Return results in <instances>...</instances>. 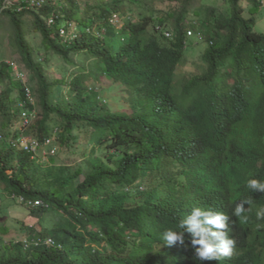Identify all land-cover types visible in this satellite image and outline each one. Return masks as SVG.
I'll return each instance as SVG.
<instances>
[{
    "label": "trees",
    "instance_id": "16d2710c",
    "mask_svg": "<svg viewBox=\"0 0 264 264\" xmlns=\"http://www.w3.org/2000/svg\"><path fill=\"white\" fill-rule=\"evenodd\" d=\"M64 1L0 0V39L9 34L31 79L18 80L0 53V217L18 213L0 221V264H176L184 245L166 246L163 232L193 207L226 210L219 198L236 179L219 181L199 163L210 112L177 127L159 114L189 88L221 104L227 94L246 100L254 113L262 90L252 80L264 82V0ZM32 32L42 35L39 49ZM53 58L63 70L73 65L72 74L52 77ZM105 76L128 88L129 112L106 108L91 86ZM192 98L190 112L201 104ZM249 127L239 145L216 152L215 166L238 174L242 164L264 180L260 150L231 159L244 151ZM71 155L82 158L67 163ZM255 193L264 207V193Z\"/></svg>",
    "mask_w": 264,
    "mask_h": 264
},
{
    "label": "clouds",
    "instance_id": "9594fccd",
    "mask_svg": "<svg viewBox=\"0 0 264 264\" xmlns=\"http://www.w3.org/2000/svg\"><path fill=\"white\" fill-rule=\"evenodd\" d=\"M115 19L116 17H114ZM190 35L191 32H189ZM184 67L183 63L181 70L180 68L178 70L179 74L183 72ZM15 75L18 80L26 82L27 71L24 68H17ZM106 78L105 76L98 82H102ZM252 81L256 82V87L262 90V93L256 92L253 97L257 104L254 113L246 111V100L239 101L234 99V96L227 94V98L221 104L215 99L211 100L204 96L201 98L197 93L198 90L189 88L185 92L175 93L174 96L172 94L169 107L165 106L159 114L164 122L176 121L178 124L175 127H177L186 125L191 117H198L193 114L199 111L210 112L208 118L205 117L207 121L204 126L206 135L201 137V141L208 143V153L205 157L200 158L199 163L208 166L209 170L214 167L219 174V181L236 179L232 192L219 198V202L226 210L220 207L209 210H205L203 206H201L202 208L193 207L176 228H168L163 232L162 238L166 242V246H173L177 242L184 245L181 247L184 249L183 254L178 255L176 264H190L192 258L216 264H264V207H261L255 193H264V180L250 178L242 164L238 174L221 171L215 166L216 152L219 149L235 147L241 143L243 125L251 126L246 137L244 151L240 147L236 148L231 153V159L234 161L239 159L242 153L244 156L256 149L264 154V82L257 79ZM111 82L108 89L119 94L118 97L112 99L117 105L105 104L108 100L103 96L104 105L111 110L124 107L125 113L129 112L131 98L128 88L120 82L118 84L113 83L112 80ZM90 83L105 95V91L97 85L98 83L96 85L93 82ZM205 90L209 91L210 89ZM30 91L28 90V92ZM148 91L142 90L145 94ZM28 94L33 95L32 93ZM190 96L201 99L199 107H192V112H190ZM211 103L212 106H206ZM230 104H234V106L229 108ZM255 118H257L256 122H250ZM26 119H29L28 115H26ZM33 148H36L35 142H33ZM222 158H225V154H222ZM143 187L139 188L143 190ZM207 187V182L202 181L201 196L207 194ZM139 264L151 263L147 260ZM157 264L166 263L157 261Z\"/></svg>",
    "mask_w": 264,
    "mask_h": 264
},
{
    "label": "rangeland",
    "instance_id": "374dc122",
    "mask_svg": "<svg viewBox=\"0 0 264 264\" xmlns=\"http://www.w3.org/2000/svg\"><path fill=\"white\" fill-rule=\"evenodd\" d=\"M64 0H53V4H61L63 3ZM209 1V0H207ZM213 1H216V3H218L219 5H222L224 4L225 0H213ZM65 2V1H64ZM81 2H83L81 0ZM165 7L164 9H166V6L164 4ZM225 7V6H224ZM33 19V18H32ZM29 22V21H28ZM116 22L117 26H121L123 24V21L121 20V18L117 17L115 20L112 21V23ZM74 27H75V24L72 23L71 27L72 30H74ZM1 35V34H0ZM28 37L30 39V41L32 42L33 45H35L36 48H40L42 46V35L40 32H32L31 34H28ZM14 47L12 46L11 42H10V39H9V34H6L4 36V38L0 39V53L3 54V57L6 58V60L8 62H12L14 63V69L16 70L17 68H23V65H22V61L21 59L19 60V55L14 51ZM81 62L80 63H83L82 61H84V59L82 58L81 56ZM0 61H1V58H0ZM65 66V62L62 61V60H58V59H55L53 58L50 62V73L52 75V77H56V76H60L65 74V70H67V76L69 77L71 74H72V68L74 67L73 65H66V69H62L61 67ZM22 73V72H20ZM26 83H31V79L27 78L26 79ZM110 83L112 84L111 80L107 77L105 80H102V82H98V86L100 88L103 89V91H105V98L108 100L107 102H105V104L109 105L108 103H112L113 105H117L115 101H112V99H115L116 97H118V92H115L111 89H108L109 88V85ZM29 84H27L29 86ZM18 95V92L15 91L14 93V96H17ZM37 97L35 98V101H36V108H37V112L36 114L39 115L41 113V110L39 109L40 107L37 106ZM111 105V104H110ZM35 113V112H34ZM34 114V115H36ZM37 120V117L34 118L33 122L35 123ZM3 121V117H2V113H0V125ZM32 122V123H33ZM20 126V125H19ZM82 139H84L83 137L80 138V142L82 143ZM83 148H85V144H82ZM19 147V146H17ZM41 153H44V150H41L40 151ZM48 156H46L47 158ZM82 158V155H71L69 157V159H67V163H73L74 160H79ZM47 160V159H46ZM63 161H65L64 159H61ZM63 161H59V164H61ZM143 187V186H142ZM0 188H3V184L0 183ZM144 188V187H143ZM142 188V189H143ZM9 206H11L10 204H6L5 203V208H8ZM7 213H5L4 217H0V221H10V218H12L11 216L14 214V215H18V213L16 212H13L11 210H6Z\"/></svg>",
    "mask_w": 264,
    "mask_h": 264
},
{
    "label": "bare ground",
    "instance_id": "6f19581e",
    "mask_svg": "<svg viewBox=\"0 0 264 264\" xmlns=\"http://www.w3.org/2000/svg\"><path fill=\"white\" fill-rule=\"evenodd\" d=\"M223 137V136H222Z\"/></svg>",
    "mask_w": 264,
    "mask_h": 264
}]
</instances>
